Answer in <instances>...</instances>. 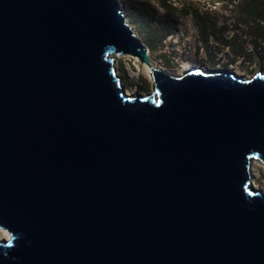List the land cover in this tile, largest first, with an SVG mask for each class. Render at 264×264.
Masks as SVG:
<instances>
[{"label":"water","instance_id":"1","mask_svg":"<svg viewBox=\"0 0 264 264\" xmlns=\"http://www.w3.org/2000/svg\"><path fill=\"white\" fill-rule=\"evenodd\" d=\"M254 160L264 72L168 74L117 0H0V264H264Z\"/></svg>","mask_w":264,"mask_h":264},{"label":"rangeland","instance_id":"2","mask_svg":"<svg viewBox=\"0 0 264 264\" xmlns=\"http://www.w3.org/2000/svg\"><path fill=\"white\" fill-rule=\"evenodd\" d=\"M169 5L165 8L161 2ZM151 64L171 75L184 61L203 70L264 72V0H117ZM113 66L132 95L153 88L145 65L119 55ZM144 70V71H143ZM255 181L264 184V165Z\"/></svg>","mask_w":264,"mask_h":264},{"label":"bare ground","instance_id":"3","mask_svg":"<svg viewBox=\"0 0 264 264\" xmlns=\"http://www.w3.org/2000/svg\"><path fill=\"white\" fill-rule=\"evenodd\" d=\"M145 65V64H144ZM186 66H194V67H197L196 64L193 62V61H184L181 63V66L180 68L177 69V73L178 75L182 74L183 72L186 71ZM144 71V70H143ZM145 75H147L148 78L151 77V74H150V70H149V67L147 65H145ZM125 93L127 95H132V93H130L128 90H126L125 88ZM141 94H145V93H141ZM262 163L259 161V160H254L252 161V164H251V169H250V174H251V180L253 182V185L260 189V188H263L264 184L261 186V185H258L255 181V178L258 177V172H259V168L258 167H262L261 165Z\"/></svg>","mask_w":264,"mask_h":264},{"label":"trees","instance_id":"4","mask_svg":"<svg viewBox=\"0 0 264 264\" xmlns=\"http://www.w3.org/2000/svg\"><path fill=\"white\" fill-rule=\"evenodd\" d=\"M162 5L165 7V8H169V5L168 4H165L163 1L161 2ZM170 9V8H169Z\"/></svg>","mask_w":264,"mask_h":264}]
</instances>
